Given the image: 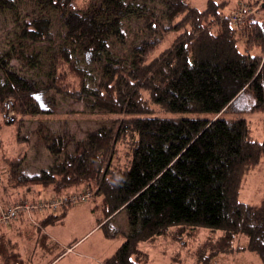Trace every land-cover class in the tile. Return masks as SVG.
<instances>
[{
    "label": "trees",
    "instance_id": "obj_1",
    "mask_svg": "<svg viewBox=\"0 0 264 264\" xmlns=\"http://www.w3.org/2000/svg\"><path fill=\"white\" fill-rule=\"evenodd\" d=\"M226 5L0 0V13L9 12L15 25L14 39L0 49V115L52 114L55 99L42 105L41 98L53 93L82 101L90 114L113 117L80 140L39 127L33 142L17 127L16 142L34 147L38 141L50 163L29 175L21 151L1 156L7 178L0 179V194L51 188L49 201L63 209L56 215L48 208L42 229L60 223L78 199L94 203L92 212L106 220L102 228L125 211L129 230L103 264H146L141 242L199 229L209 230L206 242L213 244L210 256L199 250L200 264L237 250L264 264V193L252 205L239 200L245 176L264 159V140L253 138L245 119L247 113L264 114V20L251 16L239 25L221 13ZM260 11L264 15V6ZM133 19L139 26L128 37L124 24ZM56 24L61 32L54 35ZM170 34V46L154 56ZM68 74L78 84L67 82ZM14 120L0 121V131ZM122 146L126 165H113ZM77 185L89 191L76 194L71 189ZM7 207L13 206L2 210ZM1 230L3 264H26Z\"/></svg>",
    "mask_w": 264,
    "mask_h": 264
},
{
    "label": "rangeland",
    "instance_id": "obj_2",
    "mask_svg": "<svg viewBox=\"0 0 264 264\" xmlns=\"http://www.w3.org/2000/svg\"><path fill=\"white\" fill-rule=\"evenodd\" d=\"M188 1L193 7L202 9L205 7L208 0ZM220 1L227 2V5L221 13L227 15L229 12L230 18L235 16L234 18L238 21L239 25H243L245 19L251 16L264 20V15L260 11V8L264 6V0ZM252 3H254V7L249 6ZM156 9L155 12L158 13L160 9ZM23 14L24 11L22 12V15ZM133 20L134 21L129 22L128 24L124 22L125 33L128 37H134L137 29H133V26H139V22H137L136 19ZM14 26V18L9 12L0 13V49L5 46V42L14 39ZM57 32H61L59 24H56L53 34L55 35ZM174 37V34L167 35L153 52L154 56L168 48ZM57 43L58 41H56V44ZM44 45H42V47L46 48V44ZM67 76V82L69 81L72 85L78 84V79L73 78L70 74ZM45 96L46 97L41 98L42 105L49 102L48 97L50 96L55 99L54 102H56V104L53 108L54 112L52 114L17 117L12 111H7L5 114L0 115V121L2 124H5L3 121L8 122L9 120L16 119L14 120L15 123L12 127L4 126L2 131H0V157L17 156L21 151L20 153L25 155L22 170L29 175L36 174L39 170L48 167L50 159L45 149L42 145L40 146L38 141L34 147H32V143L30 145L17 143L15 139V130L17 127H21V135L24 136V138H29L33 142L36 140L34 135L35 129H38L39 127L41 130L48 129L54 133L67 131V134L71 137L80 140L88 131L99 128L101 125L109 126L111 124L110 121L113 119L112 116L108 115L90 114L89 111L85 110V105L82 101L70 99L69 97L63 98L57 94L53 95V93H48ZM247 101V97L242 99V103ZM245 119L250 125L253 138L259 142L264 140L262 124L264 114L247 113L245 114ZM20 120L22 122H20ZM125 150L126 148L122 146L119 151L118 160H113V165H126L127 159L125 157ZM117 163L121 165H118ZM4 170V167H0V179L7 178ZM83 187V185H77V188L71 189V191H76V194L77 192L86 193L89 191L87 188ZM48 189H46V191L42 190L43 193H41L40 190L39 194H31L30 190H26L25 188L14 189L13 191L5 192V194H0V211L4 209L5 206H17L19 204H25L29 207L28 210H23L20 215L18 214L15 219L9 220L6 223L0 222L2 225L0 229H3L1 230V235L10 243H13V250L26 264H41V256L42 262L49 264L58 256L51 252L52 246L46 244L44 241L45 238L42 235V221L46 219L45 212L47 209L53 208V210H50L49 212H53L56 215H60L63 209L62 205L55 207L57 203L54 201L55 199L49 201V192L51 188ZM263 193L264 159L260 160L258 165L250 170L245 176L243 187L239 193V200L243 203L252 205L260 201ZM99 202L100 200H96L97 204H99ZM77 203L78 205L75 204L76 206H72L68 209L71 210V212L66 216L67 218H65L63 224L49 226L55 230L56 234H62L65 236L64 238L66 241L71 239L74 243L84 237L89 231V228L93 227L95 216H100L99 211L93 213L89 210L94 205L91 200L81 201L78 199ZM40 207H43V209H41L42 212L38 211ZM37 214L39 216L36 218ZM47 218L51 221L55 219L52 216H47ZM107 221L105 227L101 228L99 231L94 229L91 233L86 235L73 248V252L69 253L63 260H61L62 258H59L50 264H79L81 258L79 261L75 260V256H77L78 253L83 254L84 262L89 261L91 264H96L101 257H106L107 259L115 253L117 248L123 243L125 234L129 230L126 213L121 210L110 217V220L108 219ZM45 228L46 230L49 229L48 227ZM171 232L176 233V229H172ZM106 234H109V236L107 237ZM208 234V229H199L197 232L191 235H185L181 238L170 236L169 234L167 237L159 238L153 242H141L139 244V249L144 254L148 255V262L146 264H200V258L198 257L199 250L200 252L205 251L209 256L212 251L211 248L213 244H210L209 241L206 242ZM243 242L242 239L238 244H243ZM203 243H205V245L201 248ZM73 244L70 246H73ZM2 259L3 258L0 257V264H3ZM205 264L263 263L259 260L256 254L237 250V252L229 254L215 255L213 258L207 259V263Z\"/></svg>",
    "mask_w": 264,
    "mask_h": 264
},
{
    "label": "crops",
    "instance_id": "obj_3",
    "mask_svg": "<svg viewBox=\"0 0 264 264\" xmlns=\"http://www.w3.org/2000/svg\"><path fill=\"white\" fill-rule=\"evenodd\" d=\"M91 209H92V207L89 209L92 212ZM47 212H49V211H47ZM47 212H45V214H48ZM70 212H71V210H68L66 216L69 215ZM38 216L39 215L37 214L36 215V218ZM65 218H67V217H65ZM65 218L60 223L53 224V225L63 224V222H65L64 221ZM101 221H102V223H100ZM104 221H106V220L105 219L102 220V216L101 215L100 216H95L94 223H93V227L92 228H89V231L85 234V236L88 235L89 233H91L94 229H97L96 231H99L102 228L101 226L103 225V222ZM49 226H52V225H47L46 226V227L49 228L48 230H46L45 227L42 229V235H44V238H45L44 241L46 242V244H49V245L52 246L51 252L53 254H55V255H58L50 263H53L54 261H56L59 258H62L61 260H63L69 253L73 252V250H74L73 248L85 237V236L82 237L78 242H75V243L71 239H68V241H66L65 238H64L65 236H63L62 234H56L55 230H53V228H50ZM71 244H73V246H70ZM111 256H109L108 258H110ZM80 258H81V260L79 261ZM75 260L76 261H79V264H91V262H89V261L84 262L83 254H80V253H78L77 256H75ZM105 260H106V257L105 258L104 257H101L96 262V264H103L105 262ZM40 263L41 264H47V263H43L42 262V256L40 258Z\"/></svg>",
    "mask_w": 264,
    "mask_h": 264
},
{
    "label": "built area",
    "instance_id": "obj_4",
    "mask_svg": "<svg viewBox=\"0 0 264 264\" xmlns=\"http://www.w3.org/2000/svg\"><path fill=\"white\" fill-rule=\"evenodd\" d=\"M243 12V11H242ZM235 16H233V18H231L232 21H237L235 18ZM74 200V198H73ZM29 207L25 204L21 205H17V206H13L10 207L8 209H6L5 211H1L0 212V222H8L9 220L15 219V217L19 214L22 213L23 210H28ZM40 209H43V207H40Z\"/></svg>",
    "mask_w": 264,
    "mask_h": 264
}]
</instances>
